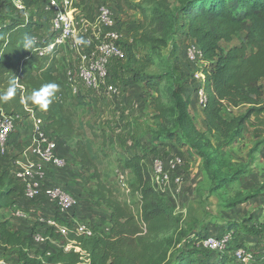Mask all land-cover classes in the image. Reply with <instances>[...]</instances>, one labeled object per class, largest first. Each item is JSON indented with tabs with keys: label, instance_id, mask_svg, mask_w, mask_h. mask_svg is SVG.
Wrapping results in <instances>:
<instances>
[{
	"label": "trees",
	"instance_id": "1",
	"mask_svg": "<svg viewBox=\"0 0 264 264\" xmlns=\"http://www.w3.org/2000/svg\"><path fill=\"white\" fill-rule=\"evenodd\" d=\"M105 1L107 3L103 4L113 11H134L141 16L136 43L120 41L125 57L111 61L108 79L118 89L133 83L145 87L142 100L147 103L150 119L157 127L152 133L158 145L149 143L150 156H162L157 154L158 146L172 144L188 156L194 153L201 158L204 173L214 183L213 190L239 182L264 145V127L256 128L254 136L260 138L249 148L247 162L232 160L227 153V149L242 137L250 118H259L264 113V0H179L174 9L170 0ZM1 3L5 14L0 20V94L13 81L16 92L11 99L0 101V112L18 114V122L20 117L30 116V113L41 118L49 134L55 139L62 138L67 146L83 192L89 195L93 206L108 214L105 227L99 221L89 223L94 230L89 237L74 230V217L81 218L73 211L62 217L55 206L51 217L67 226L65 235L58 234L54 226L38 221L29 233H25L15 229L10 219L0 214L2 254L18 264H239L232 258L231 250L253 247L252 236L257 240L264 238V223L248 226L242 221H227L230 239L225 246L226 254L201 250L200 240L207 235H218L187 237L173 204L155 188L144 151H127L117 158L122 169L131 175L128 187L130 193L137 196L136 210L133 201H121L117 196V183L100 169L105 157L100 153L102 150L94 149L89 140L78 138L80 133L74 123L69 98L79 95L80 88L84 87L76 93L70 90L66 80V70L72 64L68 52L55 46L45 54H38V50L56 35L50 26L52 11L44 9V0H25L29 9L26 20L21 13L15 14L10 0ZM101 3L74 0L76 16L94 20ZM177 32L193 39L200 51L205 93L203 103L200 102L202 128L189 107L191 92H186L184 84L176 83L175 71L170 74L147 71L160 57L171 35ZM25 35L35 40L31 50L22 46ZM234 39L236 43L223 46ZM124 60L125 64L121 65ZM47 83H56L58 90L45 110L27 97ZM86 89L95 96L104 93ZM240 106H245L243 112L224 114ZM99 131L107 141L106 132ZM5 157L0 155V213L10 210L13 214L19 208L14 204L17 193L22 192V185L12 176L10 164L3 163ZM238 201L233 200L229 205ZM37 228H42L45 235L57 241H75L80 250L52 244L34 246L32 239ZM254 247L258 251L260 244ZM259 255H264V250ZM255 264H264V259Z\"/></svg>",
	"mask_w": 264,
	"mask_h": 264
},
{
	"label": "rangeland",
	"instance_id": "2",
	"mask_svg": "<svg viewBox=\"0 0 264 264\" xmlns=\"http://www.w3.org/2000/svg\"><path fill=\"white\" fill-rule=\"evenodd\" d=\"M1 1L0 20L5 14L4 5ZM132 1L138 2L139 0ZM94 2L107 3L105 0H94ZM179 3V0H170L171 8L173 9ZM111 9L112 11L114 10L112 7ZM113 12L117 21V25L114 24V28L121 33V40L136 43L139 33L138 20L141 18L140 14L134 11ZM236 42L237 40L234 39L229 43H224L223 46L228 47ZM194 47L196 48L197 46L193 39L186 34L177 32L171 35L167 46L162 48L160 57L155 59L154 64L148 67L147 71L153 74L161 72L170 74V72L175 71L174 80L176 83L184 84L186 92H191V100L194 99L197 101L195 107H190L192 104H189V107L196 115L198 126L202 128V119L199 113V106L201 104L198 95V91L202 87V77H199L202 74L200 71V56L197 55L192 60L187 57L188 48ZM69 58L71 59L72 57L69 56ZM125 61H121V65H124ZM122 69L125 72L127 71L125 67H122ZM168 80H171L170 76H168ZM139 85L136 91L137 95H132L129 91H125L124 93L121 88L122 86H119L118 93L115 95L104 94V92L95 96L93 93H89L86 88H80L79 95L77 94V96L75 95L69 98V103L74 112V123L80 133L78 138L85 141L89 140L94 149L102 150L100 153L105 157L102 158L100 169L105 173L107 172L110 178L117 183V196L121 201L128 203L134 202V210H136L135 204L137 196L131 194L129 191L128 185L131 175L122 169L117 158L124 156L127 151H144L147 154L145 161L150 170L152 155L150 156L149 143L158 145L156 144V140H153L152 133L157 127L150 119V111L147 103L141 100L144 96L145 87L142 84ZM123 100L126 101L125 104ZM244 110L245 106H240L224 114L230 116L232 113L238 114ZM30 122V116H22L21 121L16 125L10 137L11 140L7 145L8 156L14 158L19 157L20 150L28 144ZM263 127L264 113L259 118H250L242 137L237 143L227 149V153L231 156L232 160H242V162L243 160H248L249 148L260 138L254 136V131L256 128ZM100 129H103L107 136H109L107 137V141H105L104 137L102 138ZM111 137L112 142H109V138ZM213 141L216 142V139L214 138ZM157 154L164 157L176 154L182 158V165L179 169L171 173L172 178L176 176L181 178V185L176 200L171 201L169 197L165 198L173 204L174 212L179 215L181 226L188 238L199 237L203 234L205 236L209 233L226 237L229 235L230 237L229 229H227V221L230 223L232 221H242L248 226L252 224L251 222H254L252 221L253 212L250 211V207L248 208L252 204L248 203L247 209L243 208V202H249L250 200H248L249 198L246 197L243 191L239 190V182H235L227 188L213 190L214 183L204 173L202 160L196 154L192 153L188 156L184 153L183 149H177L172 144L159 145ZM74 168L77 171V167L74 166ZM174 184L175 182L172 180L173 187ZM237 192L240 194H237ZM238 199L239 201L234 205H229L233 200ZM261 208L264 210V199ZM0 214L5 217H12L10 212H2ZM41 217L48 219L51 218V215L38 214L36 221H39ZM253 217L255 216L253 215ZM81 220L87 223L99 221L104 227L107 222L102 217L91 218L85 216L81 217ZM251 238L253 247H247V249L254 256L251 264H255L258 260L264 259V255H259V252L264 250V238H259V240L256 239V236H252ZM257 243L260 244L258 251L254 247ZM198 247L201 250H206L204 246H201V242H198ZM214 252L217 254L219 251ZM221 253L226 254V251H222ZM229 253L228 255H230ZM7 259L11 260L9 256Z\"/></svg>",
	"mask_w": 264,
	"mask_h": 264
},
{
	"label": "built area",
	"instance_id": "3",
	"mask_svg": "<svg viewBox=\"0 0 264 264\" xmlns=\"http://www.w3.org/2000/svg\"><path fill=\"white\" fill-rule=\"evenodd\" d=\"M14 5L15 14L21 13L27 20L29 9L25 0H10ZM44 9L52 11L50 26L56 32L54 39L46 46L38 50L42 55L52 50L55 46H61L72 58L71 65L66 70V80L72 93H76L80 87L104 91L108 95L118 93V86L109 81L108 68L112 60H123L124 49L120 44L121 33L114 28L115 17L109 6L100 4L97 8L94 20L89 21L82 16L77 17V8L74 0H44ZM37 18L38 16H34ZM195 48H188L187 57L192 60L200 56V51ZM203 77V74L201 76ZM199 101L203 103L205 93L200 87L198 91ZM31 112V111H30ZM30 130L28 144L20 150L17 158L8 156L7 145L10 142L11 133L18 124L19 115H12L0 112V155L8 156L12 176L22 185V192L29 200L40 196L46 197L49 202L58 209L60 216H69L77 204V198L62 186L55 183H44L46 175L52 168H62L65 160L57 152V138H53L48 130L44 128L43 120L30 113ZM21 119V117H20ZM182 158L178 155L166 157L154 156L151 159L150 173L155 188L171 201L176 200L181 185V178L171 177V173L182 165ZM172 180L175 182L172 186ZM14 216L25 217L22 209H15ZM74 230L77 234L89 237L94 234L91 224L75 218ZM38 222H45L54 226L58 234L65 235L68 231L66 225L59 224L52 217L40 218ZM229 235L214 236L207 235L201 242L206 249L225 251ZM32 244L34 246H46L52 244L64 249L75 248V241H57L43 233L42 228L34 231ZM0 264H18L15 260H8L2 254ZM231 256L239 264H251L254 256L250 250L244 247H237L231 250ZM85 259L86 256H85ZM87 261V260H86ZM61 264V263H47Z\"/></svg>",
	"mask_w": 264,
	"mask_h": 264
},
{
	"label": "crops",
	"instance_id": "4",
	"mask_svg": "<svg viewBox=\"0 0 264 264\" xmlns=\"http://www.w3.org/2000/svg\"><path fill=\"white\" fill-rule=\"evenodd\" d=\"M139 86V84L133 83L122 85L121 88L124 93L125 91H129V93H131L132 95H137L136 91L138 90ZM123 102L124 104L126 103V101L124 100ZM196 102V100L192 99L190 102V104L192 105H190V107H195ZM199 107V113L201 116L202 105ZM57 142V152L65 160V166L57 169L52 168L51 172L46 175L44 183L58 184L77 198V204L73 209V213H75L77 217H102L107 220V212L93 206L90 197L83 192L81 182L77 177L76 169L71 164L70 155L64 141L62 140V138H58ZM8 161V156H6L3 159V163H7ZM243 162H247V160H243ZM238 184L239 190L243 191L246 197L249 194L254 193L253 196L248 197V200H250L249 202H243L244 209H247L248 203L252 204L248 206V208H251L250 211L253 212L252 214L255 216L253 217L252 215V221L254 222L251 223H264V210L261 208L264 199V145H262L258 152L255 154V159L249 165V171L240 178ZM14 205H17L19 208H21L26 213V216L19 217L11 214L12 217L10 218V216H8V218L10 219L11 225L15 229L23 231L25 233H29L32 230V227L34 226L36 221V216L38 214L43 213L52 216L55 211L53 205L46 197L40 196L37 199L31 201L24 196L23 192L17 193ZM257 215L259 216L256 217Z\"/></svg>",
	"mask_w": 264,
	"mask_h": 264
},
{
	"label": "clouds",
	"instance_id": "5",
	"mask_svg": "<svg viewBox=\"0 0 264 264\" xmlns=\"http://www.w3.org/2000/svg\"><path fill=\"white\" fill-rule=\"evenodd\" d=\"M35 44L34 38L25 35L23 38L22 46L24 49L31 50ZM58 90V85L56 83H47L43 85L40 89L34 90L27 99L33 104L38 105L42 109H47L49 104L55 99V93ZM16 92V82L10 83L8 89L0 94V101H7L11 99Z\"/></svg>",
	"mask_w": 264,
	"mask_h": 264
}]
</instances>
